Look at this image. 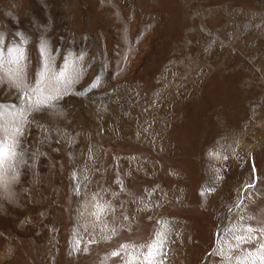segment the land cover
<instances>
[{"label": "rangeland", "instance_id": "obj_1", "mask_svg": "<svg viewBox=\"0 0 264 264\" xmlns=\"http://www.w3.org/2000/svg\"><path fill=\"white\" fill-rule=\"evenodd\" d=\"M13 46L25 90L61 98L32 96L0 162V264H145L157 233L159 264H229L216 247L260 264L264 0H0ZM16 72L0 69L6 124L26 107Z\"/></svg>", "mask_w": 264, "mask_h": 264}, {"label": "snow or ice", "instance_id": "obj_2", "mask_svg": "<svg viewBox=\"0 0 264 264\" xmlns=\"http://www.w3.org/2000/svg\"><path fill=\"white\" fill-rule=\"evenodd\" d=\"M46 48V45H41V54ZM24 59V52L23 49L19 46L9 47L6 50L0 47V69L3 68L4 64L7 63L9 65H16L17 72L10 73L11 78L18 80L19 83L17 85V91L23 92L25 97L26 107L19 110L20 120L19 122H12L9 124L0 122V132L8 133L7 136L0 135V162L5 160L6 158H12L15 161L16 157L18 156L16 145H15V137L23 136L24 134V127L25 123H28L27 117L25 113L28 111V104L31 100L32 96H36L35 105L32 106L33 110H39L41 108H52L54 103L58 101L61 97L59 93L56 95H51L45 93L44 89L41 87H34L29 86L25 90L24 88V77H23V68L21 67V62ZM42 76L46 75V69L42 71ZM80 71L78 69L73 70L72 77L65 78V73L61 71L59 75H54L51 77L57 84H60L63 80V83L70 84L73 79H79ZM0 83H3V80L0 79ZM4 105H0V116L3 115L2 109ZM5 191H7V184H5ZM99 207V206H98ZM103 209L101 208V211ZM231 231L235 232V229ZM244 235H235L234 239L236 241V247L242 243H249L256 237L254 233L257 229H253L251 226H247L244 230ZM259 231H264V229H260ZM164 235L162 233H157L156 237L147 245H141V248H147V252L143 255V261L145 264H159L156 257L163 255L162 249L164 244ZM132 247H135L134 245ZM119 252H113L112 255L118 256ZM210 255H220L222 258L226 259L229 264L233 260L237 262V264H246L247 256L241 257L237 255L235 257L227 254L224 249L220 247L214 248L213 252ZM256 258L259 259L260 264H264V243L260 244L259 250L256 253ZM125 264H141V257L134 254H129V259L125 261ZM251 264H257L256 259L254 258Z\"/></svg>", "mask_w": 264, "mask_h": 264}]
</instances>
